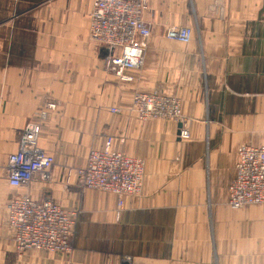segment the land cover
I'll use <instances>...</instances> for the list:
<instances>
[{"label": "crops", "instance_id": "obj_1", "mask_svg": "<svg viewBox=\"0 0 264 264\" xmlns=\"http://www.w3.org/2000/svg\"><path fill=\"white\" fill-rule=\"evenodd\" d=\"M37 2L0 0V156L7 165L38 120L55 162L27 187H11L6 171L0 180V264H264V204L228 202L238 148L264 142V0H148L145 62L131 81L90 38L93 0ZM172 25L192 27V40L169 39ZM136 91L180 98L191 137L140 119ZM108 137L146 161L143 191L120 215L114 193L78 178ZM22 193L77 212L70 252H18L7 203Z\"/></svg>", "mask_w": 264, "mask_h": 264}, {"label": "built area", "instance_id": "obj_2", "mask_svg": "<svg viewBox=\"0 0 264 264\" xmlns=\"http://www.w3.org/2000/svg\"><path fill=\"white\" fill-rule=\"evenodd\" d=\"M147 0H94L90 17V37L105 50L106 67L123 81H131L132 70L145 62V51L151 30L142 15ZM193 28L172 25L166 31L169 39L188 43ZM181 99L163 92L137 91L132 110L142 120L171 117L182 124L180 137L191 136L189 121L182 114ZM55 109L56 103H48ZM114 112L121 108L113 107ZM46 109L41 116L45 117ZM187 121V123H185ZM41 121H29L19 149L12 152L6 165V178L11 187H27L36 175L49 176L55 159L40 144ZM108 137L102 149H92L87 163L78 169L80 183L87 188L114 193L118 198L117 213L128 195H140L146 174V161L112 146ZM228 202L234 207L264 204V142L244 144L238 148L236 174L228 187ZM8 225L19 253L37 249L70 252L77 224V212L64 209L51 198L35 199L28 193L13 196L7 203Z\"/></svg>", "mask_w": 264, "mask_h": 264}, {"label": "rangeland", "instance_id": "obj_3", "mask_svg": "<svg viewBox=\"0 0 264 264\" xmlns=\"http://www.w3.org/2000/svg\"><path fill=\"white\" fill-rule=\"evenodd\" d=\"M42 0H38V2L37 3H40ZM91 2H92V0H90ZM94 1V0H93ZM35 3H36V1H35ZM147 6H148V0H147ZM146 10V9H145ZM91 38V37H90ZM118 77V76H117ZM120 79V78H119ZM121 80V79H120ZM133 80V79H132ZM123 81V80H122ZM137 92V91H136ZM135 92V93H136ZM171 96H173V95H171ZM177 97V96H176ZM133 104V103H132ZM56 106H57V104H56ZM181 108H182V106H181ZM113 111V110H112ZM182 114H184L185 116V120H188L189 121V118H188V116H186V114L183 112V109H182ZM141 119V118H140ZM156 119H165V120H169V121H173V122H175V123H177V124H179L174 118H171V117H165V118H156ZM147 120H149V119H147ZM153 120H155L154 118H153ZM31 121H36V120H31ZM38 121V120H37ZM185 123H187V121L185 122ZM26 126V125H25ZM189 127H190V122H189ZM25 129V128H24ZM190 131H191V128H190ZM24 132V131H23ZM23 135V134H22ZM191 137V136H190ZM189 137V138H190ZM189 138H187V139H189ZM21 139H22V136H21ZM21 142V141H20ZM19 149V148H18ZM17 149V150H18ZM15 152V151H14ZM48 152V151H47ZM49 153V152H48ZM49 154H51V153H49ZM55 159V158H54ZM5 165H6V162H5V159H4V157L3 156H0V180H2V178H3V175L5 174V171H6V167H5ZM51 171V170H50ZM50 171L48 172V173H50ZM1 182V181H0ZM2 186V185H1ZM3 202V201H2ZM4 203V202H3Z\"/></svg>", "mask_w": 264, "mask_h": 264}, {"label": "water", "instance_id": "obj_4", "mask_svg": "<svg viewBox=\"0 0 264 264\" xmlns=\"http://www.w3.org/2000/svg\"><path fill=\"white\" fill-rule=\"evenodd\" d=\"M178 127H179V134H180V128L182 127V124L179 123V124H178Z\"/></svg>", "mask_w": 264, "mask_h": 264}]
</instances>
